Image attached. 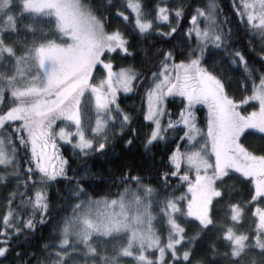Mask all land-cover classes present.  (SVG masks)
Here are the masks:
<instances>
[{
	"label": "snow or ice",
	"instance_id": "6c2138e0",
	"mask_svg": "<svg viewBox=\"0 0 264 264\" xmlns=\"http://www.w3.org/2000/svg\"><path fill=\"white\" fill-rule=\"evenodd\" d=\"M125 6L132 18L117 10L122 24L113 26L104 15L116 7L113 0L107 5L0 0V183L15 182L0 227V258H7L13 239L34 232L37 224L53 223L49 192L53 182H66L67 193L57 191L56 197L71 203V215L55 220L52 242L42 246L43 261L16 252L21 264H79L81 259L120 264L122 258L135 264H264V209L256 207L254 227L241 231L246 205L233 200L236 184H250L249 203H264V0H234L233 17L223 19L216 0H208L206 8L194 10L186 29L179 23L182 3L174 9V21L167 6L141 0H127ZM161 25L168 30L158 31ZM122 27L128 35L156 31L166 43H179L152 52L155 71L117 65L114 61L133 55ZM240 32L259 38L260 52L251 63L232 50ZM210 60L218 62L209 66ZM225 61L242 78L237 90L248 95L230 94L233 80L221 71ZM137 81L150 129L144 150L178 126L183 143L172 141L176 147L162 161L155 188L131 171L121 172L119 182L109 172L111 186L121 190L95 199L100 194L89 195V180L79 172L68 176L57 138L82 159L86 176L99 175L87 170V160L107 155L117 135L110 134L116 119L117 138H125L132 117L120 109L117 93L133 92ZM168 97L180 98L175 121L165 107ZM197 105L207 109L206 132L197 126ZM131 132L134 137L136 130ZM132 143L127 139L125 147ZM216 205L223 206L222 215ZM158 218L166 237L154 226ZM210 233L213 239L205 243ZM110 240L120 243L113 244L111 255H102L107 249L101 246ZM197 245H203L202 253Z\"/></svg>",
	"mask_w": 264,
	"mask_h": 264
},
{
	"label": "trees",
	"instance_id": "16d2710c",
	"mask_svg": "<svg viewBox=\"0 0 264 264\" xmlns=\"http://www.w3.org/2000/svg\"><path fill=\"white\" fill-rule=\"evenodd\" d=\"M86 3H91L92 5H107L108 0H85ZM234 0H216V3L219 6V10L222 12L221 19L224 17H233ZM237 2V0H236ZM113 3L116 5L110 12H105L104 15L109 17V23L113 26L121 25L122 22L120 19L115 17V12L117 10L123 11L125 15H129L130 19L132 18L131 10L128 9L125 5L127 0H113ZM141 3H147L148 5L155 7L156 5L167 6L172 11V16H174V9L182 3L184 5V16L180 20V25L183 29L189 27L190 16L195 14L194 10L196 8L204 9L208 3V0H164V3L161 4V0H141ZM171 18V16H170ZM111 29H109L110 31ZM167 27L161 25L158 31H167ZM122 31H125L126 37L130 40L129 51L132 52V56L127 57L126 59H118L114 61V64L117 65H134L138 70L144 71L148 68H152L153 71L156 69L153 68V64L157 63L155 58L152 56V52L158 49L168 50L174 44L179 43V39L172 40L170 42H165L162 37H159L156 34V31H153L152 35L144 37L137 36L135 34L128 35L129 30H125L122 27ZM155 46L152 48L151 46ZM232 50H240L242 54L245 55V59L249 60L254 58L260 52V41L257 37L252 39L251 36L246 35L243 32H240L237 37L233 38L232 41ZM218 61H209V66ZM259 68V64L256 65ZM221 71L226 72L229 77L233 80L232 89H230V94L234 95L237 99H240L241 95H248L246 92L237 90V81H240L242 78L238 73L232 72L228 68V64L225 61L221 65ZM99 79V73L96 74ZM147 76L150 78L151 73H147ZM140 82L137 81V87L134 88L131 94L121 93L118 96V104L120 109L129 114L132 117L131 124L128 128L125 129L124 139L117 138L120 135L119 123L120 120L116 119V127L110 129V134L115 132L117 135L113 137L110 141L109 148L107 150L106 156H96L93 155L92 158L87 160V170H90L93 174L91 177L86 176V170L83 167V161L79 156H76L74 149L70 144L60 141L57 138V150L58 155L64 160L68 161L66 166V172L69 177H72L75 172L80 173V177H84L89 180L90 187L87 188V191L90 196H93L94 193L100 195L93 196L95 199L103 198L104 195L108 193H116L121 189L112 187V180L108 178V173L110 172L114 177H116L117 182H119L121 172L127 174L128 171H131L133 175L143 176V184L148 187L155 188L158 183L157 173L163 170L162 161L168 154L169 148H175L176 144L172 141L175 140L176 143H183L179 140V137L183 135V131H180V127L173 132H169L167 139L165 141H160L155 146L151 147L150 151L146 152L144 150V142L147 134L150 132V129L147 127V121H144L143 115L146 113V97L144 94L143 87L139 86ZM180 98L179 97H169L166 104V110L172 113V119L175 121L178 119V114L180 111L179 108ZM206 114L207 109L203 105H199L196 108L197 122L198 126L206 131ZM168 119V116H165L164 121ZM59 123V122H58ZM63 126V125H62ZM135 129L136 134L133 137L131 130ZM133 139V143L130 147H125L127 139ZM258 141L256 144L258 145ZM183 150V149H182ZM49 153L52 152L50 147L47 149ZM23 155V153H21ZM58 163V161H57ZM238 175V174H237ZM80 177H77L78 179ZM104 179L105 183H100V180ZM62 180V178H58ZM135 190V186H132ZM15 182L4 184L0 183V227H2V217L3 214L7 211V198L9 194L14 190ZM69 185L66 182L57 183L53 182V187L49 192V209L53 217V223L40 226L37 224L36 229L32 233H26L21 235L18 240L13 239L12 248L10 249L7 258H0V264H21L19 260L16 259V252H22L25 254V259L28 255L35 254L37 258L43 261L46 253L42 251V246L45 243H51V237L53 236V226L55 220L59 217L65 215H71L72 207L69 202H58L56 193L57 191H62L67 193ZM251 185L236 184V195H234V201H240L246 205V212L244 215L243 222L248 219L254 220L252 216L253 206L250 201L249 191ZM23 191V189H20ZM186 191V186L185 189ZM18 202V201H17ZM61 209H63L61 211ZM215 210H220L221 215L223 214V206L216 205ZM214 210V211H215ZM26 218V217H25ZM38 219V217H37ZM252 228V227H251ZM161 234V231H160ZM190 234L191 231H190ZM162 237H166L163 236ZM213 239L212 234L210 233L205 237V243ZM3 240V237H0V241ZM119 241V240H117ZM113 240H110L105 246L107 255L112 254ZM19 245V247H17ZM223 249H221L222 251ZM197 251L202 253L203 245H197ZM102 254V253H101ZM103 255V254H102ZM124 262L121 259L120 263ZM126 263V262H124ZM32 264H37L36 260H32ZM79 264H85V261L81 259ZM91 264V261H89Z\"/></svg>",
	"mask_w": 264,
	"mask_h": 264
},
{
	"label": "rangeland",
	"instance_id": "374dc122",
	"mask_svg": "<svg viewBox=\"0 0 264 264\" xmlns=\"http://www.w3.org/2000/svg\"><path fill=\"white\" fill-rule=\"evenodd\" d=\"M239 2V0H237V3ZM174 16H172L171 15V18H170V20H172V21H174ZM98 79V78H97ZM121 93H123V94H131V93H124L123 91H119L118 93H117V103H118V96L121 94ZM86 95V98L88 97V93H86L85 94ZM167 99H169V97L167 98ZM167 104V103H166ZM199 105H197L196 106V108L198 107ZM113 107H115V106H113ZM165 107H166V105H165ZM146 110H147V104H146ZM253 109H249V111H252ZM91 115H93V117H94V110H93V112L92 113H90ZM195 115H196V111H195ZM196 117H197V115H196ZM164 118L165 117H163V120H164ZM93 123H94V120H93ZM197 126H198V122H197ZM199 127V126H198ZM200 128V127H199ZM72 131H74V128L73 129H71ZM201 130L203 131V132H206L205 130H203L202 128H201ZM64 142V141H63ZM68 144V143H67ZM50 149H51V147H50ZM239 175V174H238ZM252 206H253V212L255 211V208L256 207H260V208H262V209H264V203H260V202H253L252 203ZM153 215H157L158 216V211H157V209H156V207L154 206V208H153ZM257 218L256 217H254V220L253 219H251V220H248V219H246L244 222L242 221V223H243V228L241 229V231H247L248 229H250L251 227H254V221L256 220ZM243 220H244V218H243ZM155 228L157 229V231L160 233V231H161V235H163V236H167V232H166V230L164 229V227H163V225H162V223L159 221V218L157 219V221L155 222ZM114 243L113 244H119L120 243V241H117V240H115V241H113ZM103 248H105V246H103ZM102 254L103 255H107V253L106 252H102ZM157 256H158V253L156 254ZM123 259V261L124 262H126V263H124V262H122V263H120V264H135V262L132 260V258H122Z\"/></svg>",
	"mask_w": 264,
	"mask_h": 264
}]
</instances>
